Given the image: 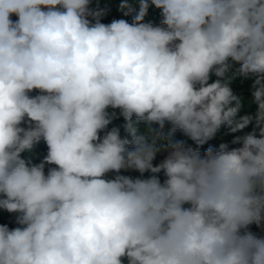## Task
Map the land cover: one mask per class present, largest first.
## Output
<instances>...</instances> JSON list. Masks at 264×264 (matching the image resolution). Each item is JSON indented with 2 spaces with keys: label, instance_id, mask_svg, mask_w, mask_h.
Returning a JSON list of instances; mask_svg holds the SVG:
<instances>
[{
  "label": "clouds",
  "instance_id": "9594fccd",
  "mask_svg": "<svg viewBox=\"0 0 264 264\" xmlns=\"http://www.w3.org/2000/svg\"><path fill=\"white\" fill-rule=\"evenodd\" d=\"M91 2L0 0V264H264V0Z\"/></svg>",
  "mask_w": 264,
  "mask_h": 264
},
{
  "label": "trees",
  "instance_id": "16d2710c",
  "mask_svg": "<svg viewBox=\"0 0 264 264\" xmlns=\"http://www.w3.org/2000/svg\"><path fill=\"white\" fill-rule=\"evenodd\" d=\"M118 4H119V0H92L90 6L94 9L99 8V9L106 10L105 14L101 17V22L103 23H110L113 19H121V18L126 19L129 22H131L132 15H134L135 13H132L128 16H124L123 12L118 7ZM158 12H159V9L150 6L148 9L147 15L144 17V20L150 21L153 23L158 17ZM12 19L13 20L16 19L15 15H13ZM212 79H215V77H212ZM242 79L243 78H240L238 81L234 82L232 85L234 92L241 95L242 102L244 104V106L242 107L240 112H238L237 115L239 116L243 114L255 115V112L257 110V104L252 97V89L247 87L246 83H241ZM31 94L35 95L36 90H33ZM115 123L122 124L123 117H120L119 119H117ZM254 123L255 121H253L248 126H246L244 129H242V131L244 132L252 131V127ZM182 133H183L182 131L177 130L176 134H174V138L178 140L183 139L188 144H191L193 147H195L194 142L189 137H187L184 133L183 135H181ZM121 134L125 135V133L123 132V129L121 130ZM236 135H237L236 132H228V131L226 132L225 127L221 126L220 130L218 131L217 135L214 138L210 139L205 144L199 146L200 150L201 152H203L209 146L218 149L221 143H226L228 144L229 147H233L234 144L232 143V141H233V137H235ZM46 153H47V145L43 140H41L37 144L34 145L30 153H25L23 155L30 157L33 163H39L40 160L43 159V156L46 155ZM166 155H167L166 151L158 152L155 159L153 160V163L154 164L159 163L162 159H164ZM113 174L114 173H109V175H113ZM123 174L131 175L134 177L140 175V173L135 170H129V172H126ZM143 175L146 177L149 175V173L146 172ZM158 175L160 176L161 181H163L164 179L163 172L159 173ZM3 214H6L5 216L6 220L5 219L2 220ZM9 215H15V214L7 213L5 211L3 212L2 210H0V223H7V224L12 223V222H9L8 220Z\"/></svg>",
  "mask_w": 264,
  "mask_h": 264
},
{
  "label": "crops",
  "instance_id": "0c3cea01",
  "mask_svg": "<svg viewBox=\"0 0 264 264\" xmlns=\"http://www.w3.org/2000/svg\"><path fill=\"white\" fill-rule=\"evenodd\" d=\"M160 19H161V17L158 16L157 19L153 22V24L159 23ZM253 79H254V77H251V76L246 78L247 87H249L250 89H252V80ZM237 116L239 117V115H237ZM168 126L169 125L166 124V129H167ZM223 127H225V131L227 132L228 130H227L226 126H223ZM236 133H237L236 136H242L245 133H247V131L244 132V131H242V129H240V130H237ZM181 135H183V133ZM180 140H183V139H180ZM218 141H219V139H218ZM234 146H238V144H234ZM46 170H47V166H46ZM121 171L123 173L129 172V170H121ZM8 220H9V222H12V223L9 224L10 227L15 226V222H14L15 215H9L8 216ZM248 228H249L250 231L256 233L257 235L264 236V222H262L260 225H256L255 223H253V224L249 225Z\"/></svg>",
  "mask_w": 264,
  "mask_h": 264
}]
</instances>
